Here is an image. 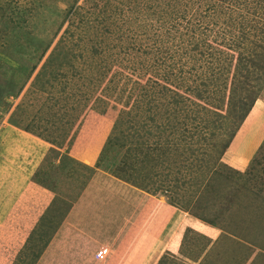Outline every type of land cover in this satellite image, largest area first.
<instances>
[{"label":"rangeland","instance_id":"obj_1","mask_svg":"<svg viewBox=\"0 0 264 264\" xmlns=\"http://www.w3.org/2000/svg\"><path fill=\"white\" fill-rule=\"evenodd\" d=\"M220 1L0 0V264H264V87L233 137L216 132L220 149L229 143L218 159L202 137L159 166L96 165L108 139L123 141L121 117L140 132L133 144L154 148L157 122L200 124L197 90L210 126L226 91L220 112L239 113L232 90L264 69L234 52L264 64V45L236 46L235 34L263 40L264 0L228 3L218 28ZM227 30L234 47L216 45ZM214 75L220 87L203 84ZM175 91L190 98L178 120L164 113ZM114 146L107 159L119 162L126 148Z\"/></svg>","mask_w":264,"mask_h":264},{"label":"trees","instance_id":"obj_2","mask_svg":"<svg viewBox=\"0 0 264 264\" xmlns=\"http://www.w3.org/2000/svg\"><path fill=\"white\" fill-rule=\"evenodd\" d=\"M246 1L242 0L240 2H237V0H221L220 1L221 3L222 2L225 3L226 9H225V7L217 8L216 2H214V7H216L215 11L216 12L218 11V14H217L218 16L215 17L214 22L218 26V28L220 26H222L223 23H225V20H227V23H228V19L227 18L224 21H222L223 18H224V15L227 14V16H228V3L229 4L230 3L243 4ZM156 7L159 10V5H156ZM163 11H162V15H161L162 21H164L166 19V18H164V16L168 17L169 19L170 18H175L174 15H172L171 13L166 12V10H163ZM239 17H240V21H243L242 20L243 19V14H241ZM235 18H236V16H235ZM231 19H233L232 15H231ZM237 19L235 20L234 23L239 25V26H243L242 25L243 23L240 22V21H239V24H238ZM165 21L167 22L166 24H173L172 19L171 20L166 19ZM173 21H175V20H173ZM167 28H168V26H167ZM235 35H237V39H236L237 43H235L236 46H237V44L240 45L243 42L248 43V44L257 45V46H260V47L262 45H264V33L262 34L263 40H261L260 38H257L255 40L252 39L250 37L251 36L250 31L241 30V31H238V33L235 34ZM221 36H222L221 41L220 42L217 41L216 45L221 46V47H222V45H225L228 48H229L228 45H230V47H234V45L232 43H230V44L228 43V30L226 32H223L221 34ZM205 41L207 42V40L200 39V41L191 42V43H193V49L196 50V49H199V47H201V45H206V43H204ZM153 52H154V50L152 48L151 51H147L146 53H150L151 54ZM160 52H161V49H159L158 53H160ZM167 52H169V50H167ZM97 53H99V51ZM234 53L237 55V57H241V56L245 57V58H241L242 60H247L248 59L249 63L251 64V66H253L255 68L259 67L262 70L264 69V64L259 62L260 56H261V54L259 52H256L254 50H249L247 54L238 53V52H234ZM250 54H253V56H247V55H250ZM162 61H163L162 59H159V62H162ZM218 77H220V76L219 75H214L213 79L209 83H203V84L207 86L209 84H213L214 83V85H216V88H218L220 86L215 84L216 81H218V79H217ZM256 77L257 78H254L252 81L245 80L246 81V82H244L245 85L238 86V84H237L236 87L232 90V94L230 95V97H231V99L233 101V105L239 111V113L237 115H235V116L231 115L232 114V110L231 109L229 111L226 110V112H223L224 114L222 112H220V110L223 109V107L225 105L228 106V103H224V102H228V91H226L224 93V95L227 96V97L220 98L221 103H223L224 105L222 106V105L216 104L218 106L213 109V110H215L214 112L217 115H221L224 118L222 120L220 118H219V120H215V122L217 123L216 126H210V124L205 122L202 114H203V112L206 111L207 107L203 106L202 104H204V103H202L201 101L206 100L205 99L206 95H204L205 92L203 90H197L195 92V98L191 99V102L192 101L194 102L193 104H195V107L191 108L190 110H191V113H193L192 114V116H193L192 119H194L196 121L200 120L201 121V122H199L200 124H198V126H196V128L191 129V128H189V126L184 125L181 122H180V124H176L171 119H170V122L166 123V124H164V122L163 123H158L157 122L156 125L160 126V127H158L159 128L158 134L160 135L161 139L158 140V142L155 144L154 148H152L149 145H147L148 143L145 144V142L133 144V142H131L132 141V137H135V135L139 136L140 132L138 130H135V129H133V131L134 130L135 131L132 132L131 131L132 129L130 127H135V125L131 121L128 122V120H130V119H127V120L124 119V120L121 121V119H123L121 117L119 119L120 122H122L121 127H117V128L121 132L120 134L121 135L123 134V136H124L123 141L121 139H119V138H115L117 141L110 142L109 139H108V142H107L108 144L105 143V145L103 146V149L101 151V154H100V156L98 158V161H97L96 165L99 166V165H101V163L105 162V164H107V167H108V166H111V165H113L115 163L116 164L117 163L120 164V162H123V166H119V164H117L116 167L118 168V167H125L126 166V169L123 170V171L124 172H129L131 168H133V167L135 168V166H132V164H130V162L133 161L134 159L137 160L138 157H141V159L138 161L139 162V167H141L142 165L145 166L147 164V162L151 163L152 161H155V163L157 165L159 163V160H160L159 157H161V156L164 158L163 160H165L166 158L169 159V160L170 159H174L175 160V159H177L178 156L183 157L185 155V153L187 152V150H192V152H195L196 149L195 150L189 149V147H192V145H188V144H191L193 139H196V141L199 142V140L202 137H204V140L208 141V143H211V142L213 143V147L210 148L211 151L208 152L207 150H204L202 152V154H206L207 156H209V157H211L213 159H216V158L218 159L220 157V155L223 152L226 151V149L228 148V144L229 143L225 142L224 146H222V148L220 149L219 148V144H217L215 142V141L218 142V140H217V138H218L217 135L218 134L216 132H218V133L224 132V134L230 135V137H233L234 133L238 130V127L246 119V117H247L248 113L250 112V110L254 106H256V104H257V102L259 100V94L261 93L260 91L264 87V74H262V77H260V78H259V76H256ZM247 78L248 77H246V79ZM174 93H176V94H172L171 97H172V100H174V101H172V103H173V105L176 104V107H174L172 109L165 108L164 109V113H167L169 115L172 114V116H174V117L176 116V118H177L178 115L181 116V112L186 108V106H184L183 104L186 105L187 102H188L187 100H190V98L188 99L186 96L180 94L179 91H175ZM197 100H199V102ZM211 100H212V98H210V101ZM181 106H182V108L177 109V107H181ZM196 106H197V108H196ZM128 115H130V114L128 113ZM187 116L189 117L188 114H187ZM178 118H177V120H178ZM230 118H232V121L234 123L233 125L231 124ZM228 120H230V124L232 126L228 125L229 124ZM127 123H129V124H127ZM165 128L172 129V132L169 133V135L172 137V139L170 137L167 140H164V136L162 135L163 134L162 131ZM221 130H223V131H221ZM209 140L211 142H209ZM114 144H116L118 147L126 148L124 153H123V158H122L123 160H119V162L117 160H115L114 157L111 158V159H107V158H109V153L110 152L113 155L115 153V151L117 150V148H116V146H114ZM196 144H200V143L196 142ZM197 149H199V148H197ZM212 149L215 150V151L212 152ZM216 151H218L219 155H217ZM101 156H105L106 158L105 157L101 158ZM104 159H105V161H103ZM187 161H189V160H186V163H188ZM171 163H172V160H171ZM189 164L193 166L192 161ZM152 165H154V163L151 164L150 166H152ZM146 166L149 167V165H146ZM157 166H159V165H157ZM166 167H168V166H166ZM196 189L200 193V195L203 193L202 190H201L202 188L198 187ZM206 221L212 223V221L210 219L206 220ZM40 223L42 224L41 225L42 228L39 230V232L40 231L43 232V229H45L44 231H46V233H48L47 232V226H49L50 229L53 230V225L51 223H45V222H40ZM56 227H54V232L57 230Z\"/></svg>","mask_w":264,"mask_h":264},{"label":"crops","instance_id":"obj_3","mask_svg":"<svg viewBox=\"0 0 264 264\" xmlns=\"http://www.w3.org/2000/svg\"><path fill=\"white\" fill-rule=\"evenodd\" d=\"M247 148H248V147H247ZM44 196H45V197L47 196V197H49V199H51V198H50L51 196H49V194H45ZM47 197H46V198H47ZM17 205L19 206L20 203H18ZM183 215H184L183 220L186 221V220H187V219H186V218H187V214H184V213H183ZM2 222H3V220H2ZM203 223H205V222H203ZM203 225H204V224H203ZM204 227H205V226H204ZM202 231H204V230H202ZM209 231L211 232V230H209ZM209 231H207V232H209ZM260 250H261V248H260ZM142 254H143V253H142ZM259 254H264V252H261V251H260ZM259 254H258V255H259ZM139 255H140V254H139ZM142 256L145 257L144 254H143ZM113 258H114V260H113ZM113 258L110 259V260H111V261H109L110 264H121V263L119 262V260H118V259L120 258L118 255H116V257H113ZM251 259H252V258H251ZM251 259H250V261H248L246 264H250V263H251ZM120 261H121V260H120ZM115 262H116V263H115Z\"/></svg>","mask_w":264,"mask_h":264}]
</instances>
